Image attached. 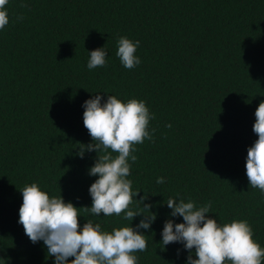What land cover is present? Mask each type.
I'll return each mask as SVG.
<instances>
[{
  "label": "trees",
  "instance_id": "trees-1",
  "mask_svg": "<svg viewBox=\"0 0 264 264\" xmlns=\"http://www.w3.org/2000/svg\"><path fill=\"white\" fill-rule=\"evenodd\" d=\"M6 7L0 264H54L43 242L33 244L18 223L26 184L91 207L89 188L98 177L89 169L97 153L80 158L78 152L92 143L82 105L96 94L102 103L108 95L143 100L155 116L153 139L137 145V160L129 161L136 199L148 197L144 203L157 217L140 230L148 247L136 253L138 264H187L182 244L161 243L167 220L183 222L171 216L169 198H190L197 206L211 201L210 218L247 220L264 248V194L250 187L245 169L257 139L254 113L264 101V0H9ZM121 36L140 41L141 63L131 70L116 56ZM102 47L106 65L89 70V53ZM138 205L134 200L130 208ZM81 216V226L91 219L109 232L131 223L115 215Z\"/></svg>",
  "mask_w": 264,
  "mask_h": 264
},
{
  "label": "clouds",
  "instance_id": "clouds-1",
  "mask_svg": "<svg viewBox=\"0 0 264 264\" xmlns=\"http://www.w3.org/2000/svg\"><path fill=\"white\" fill-rule=\"evenodd\" d=\"M8 3L9 0H0V30L10 23ZM139 46V40L133 42L125 36L117 40L116 56L126 69L141 63L135 55ZM106 56L105 47L91 51L87 68L104 67ZM103 100V96L96 94L82 105L83 124L92 143L81 144L78 155L83 158L85 152L97 153L94 166L89 169L90 176L98 177L89 188L91 207L77 208L65 202L62 195L50 197L37 183L26 184L20 190L18 223L33 244L43 242L47 255L54 257V264H138L136 253L148 247L147 236L140 230H149L157 218L151 211L152 205L144 203L148 197L136 199L140 192L133 191V182L128 179L129 161L137 160L136 146L153 139L155 129L150 130L149 125L155 116L143 100L129 99L125 103L115 95H108L102 103ZM254 115L252 131L257 139L247 149L245 169L250 187L264 194V101ZM167 127L171 128V124ZM156 182L162 184L164 178ZM134 200L139 202L138 210L130 208ZM166 205L171 216L182 217L183 222L167 220L161 243L164 248L182 244L189 253L187 264H264V248L253 239L254 232L247 220L218 223L210 218L211 201L197 206L190 198L187 202L169 198ZM81 212L95 217L115 215L131 223L110 232L91 219L81 226ZM138 216L143 219L132 227Z\"/></svg>",
  "mask_w": 264,
  "mask_h": 264
}]
</instances>
